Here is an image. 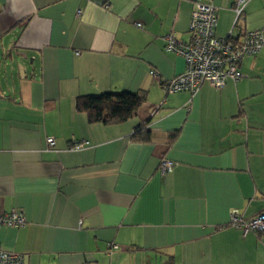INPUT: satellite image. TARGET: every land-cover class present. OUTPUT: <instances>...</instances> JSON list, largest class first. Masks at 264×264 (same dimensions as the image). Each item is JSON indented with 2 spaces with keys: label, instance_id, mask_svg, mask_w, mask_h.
Masks as SVG:
<instances>
[{
  "label": "crops",
  "instance_id": "obj_1",
  "mask_svg": "<svg viewBox=\"0 0 264 264\" xmlns=\"http://www.w3.org/2000/svg\"><path fill=\"white\" fill-rule=\"evenodd\" d=\"M202 1L217 7L220 37L264 27V0H247L237 23L235 0ZM193 6L0 0V57L17 66L0 71V213L25 219L0 224V247L23 264H264V231L229 225L233 209L264 212V47L221 88L166 91L185 61L164 36L190 40ZM122 90L146 94L123 122L75 108L79 95ZM144 121L152 139H132Z\"/></svg>",
  "mask_w": 264,
  "mask_h": 264
},
{
  "label": "built area",
  "instance_id": "obj_2",
  "mask_svg": "<svg viewBox=\"0 0 264 264\" xmlns=\"http://www.w3.org/2000/svg\"><path fill=\"white\" fill-rule=\"evenodd\" d=\"M193 8L190 15L188 32L190 40L186 43L178 41L173 33L164 36V50L174 52L183 57L184 70L166 81L164 88L169 92L190 91L198 92L201 84L208 81L216 88L225 85L228 79H240L243 74L240 70L242 59L248 55H255L264 47V27L248 30L241 36H236L230 31L226 36L220 37L215 33L217 25V7L210 2L192 0ZM247 0H235L233 10L234 23L242 18V13ZM81 13L78 9L77 14ZM140 26V23L136 24ZM155 76L156 73L152 72ZM47 143L53 146L55 141L48 138ZM84 143H75L74 147H82ZM172 167V162L162 159L159 164L161 174ZM24 215L17 209L0 213L1 225L20 226L24 223ZM229 225L239 228L242 234L247 232L264 231V212L251 218L244 219L236 209L230 212ZM112 245L111 249H116ZM24 255L0 247V264H23Z\"/></svg>",
  "mask_w": 264,
  "mask_h": 264
},
{
  "label": "trees",
  "instance_id": "obj_3",
  "mask_svg": "<svg viewBox=\"0 0 264 264\" xmlns=\"http://www.w3.org/2000/svg\"><path fill=\"white\" fill-rule=\"evenodd\" d=\"M145 100V92H130L127 90L105 91L77 96L75 99V108L78 111L86 113L89 122L109 124L123 122L131 118ZM158 107L155 108V112ZM146 124L147 121L139 123L135 127L131 138L136 141H150L152 139V133L147 129ZM176 134V130L167 133L165 148L171 144Z\"/></svg>",
  "mask_w": 264,
  "mask_h": 264
},
{
  "label": "rangeland",
  "instance_id": "obj_4",
  "mask_svg": "<svg viewBox=\"0 0 264 264\" xmlns=\"http://www.w3.org/2000/svg\"><path fill=\"white\" fill-rule=\"evenodd\" d=\"M3 56V55H2ZM0 57V71H2V72H4V71H7V72H9V70H13V68L14 69H17V66H16V64L15 63H13V64H11V65H9V66H3V61L7 58V56H6V54L4 55V57Z\"/></svg>",
  "mask_w": 264,
  "mask_h": 264
}]
</instances>
